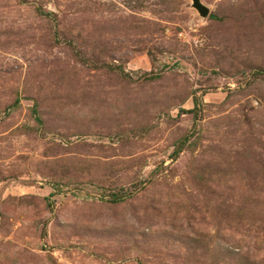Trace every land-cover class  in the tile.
<instances>
[{"label":"rangeland","instance_id":"rangeland-1","mask_svg":"<svg viewBox=\"0 0 264 264\" xmlns=\"http://www.w3.org/2000/svg\"><path fill=\"white\" fill-rule=\"evenodd\" d=\"M0 0V264H264V0Z\"/></svg>","mask_w":264,"mask_h":264},{"label":"water","instance_id":"water-1","mask_svg":"<svg viewBox=\"0 0 264 264\" xmlns=\"http://www.w3.org/2000/svg\"><path fill=\"white\" fill-rule=\"evenodd\" d=\"M192 6L197 9L201 16H207L209 10L201 0H192Z\"/></svg>","mask_w":264,"mask_h":264}]
</instances>
